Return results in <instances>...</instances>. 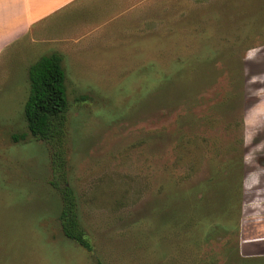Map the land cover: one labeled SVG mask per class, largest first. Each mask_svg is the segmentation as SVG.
Instances as JSON below:
<instances>
[{"label": "rangeland", "instance_id": "rangeland-1", "mask_svg": "<svg viewBox=\"0 0 264 264\" xmlns=\"http://www.w3.org/2000/svg\"><path fill=\"white\" fill-rule=\"evenodd\" d=\"M131 6L119 45L62 58V167L23 118L46 51L0 53V264H264L238 247L263 215L264 0ZM64 183L92 253L61 232Z\"/></svg>", "mask_w": 264, "mask_h": 264}, {"label": "crops", "instance_id": "crops-1", "mask_svg": "<svg viewBox=\"0 0 264 264\" xmlns=\"http://www.w3.org/2000/svg\"><path fill=\"white\" fill-rule=\"evenodd\" d=\"M142 2L143 0H0V53L15 45L24 44L23 46L28 47L36 44L40 45V51H46L45 55L57 53L62 58L66 56L74 60L80 59L81 50L94 51L91 46L87 48V43H92L93 39L106 42L108 47H102L99 51H108L109 45H119L117 43L121 30L114 22H119L120 26L122 20H127L128 12L132 18L138 12L137 6L128 8L127 5ZM95 33L98 35H94ZM85 37H89V40L84 41ZM104 37L105 40H102ZM260 187L259 189L264 190V185L262 187L260 184ZM262 202L259 204L263 209L260 212L263 213L261 219L255 214L252 218L254 222L262 221L254 223L257 234L252 238H241L238 244L240 254L246 258L251 257V249L264 251V201Z\"/></svg>", "mask_w": 264, "mask_h": 264}, {"label": "trees", "instance_id": "trees-1", "mask_svg": "<svg viewBox=\"0 0 264 264\" xmlns=\"http://www.w3.org/2000/svg\"><path fill=\"white\" fill-rule=\"evenodd\" d=\"M28 81L29 94L23 107L27 130L34 140L47 143L55 150V163L61 161L58 165L56 163V167H62L67 110L62 57L57 53L41 57L30 66ZM14 140H25V135L14 136ZM59 194L61 206L58 220L63 236L87 253H92L93 246L82 226L75 192L64 183ZM94 263L103 264L98 258H95ZM244 263L248 264L246 261Z\"/></svg>", "mask_w": 264, "mask_h": 264}, {"label": "clouds", "instance_id": "clouds-1", "mask_svg": "<svg viewBox=\"0 0 264 264\" xmlns=\"http://www.w3.org/2000/svg\"><path fill=\"white\" fill-rule=\"evenodd\" d=\"M259 49H250L245 56L246 60H255L256 54L258 53Z\"/></svg>", "mask_w": 264, "mask_h": 264}]
</instances>
